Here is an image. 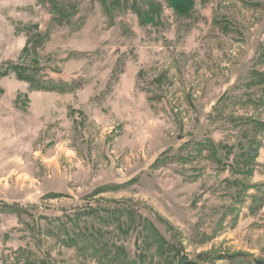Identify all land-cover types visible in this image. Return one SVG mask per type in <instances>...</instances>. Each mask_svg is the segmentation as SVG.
<instances>
[{
  "label": "rangeland",
  "instance_id": "374dc122",
  "mask_svg": "<svg viewBox=\"0 0 264 264\" xmlns=\"http://www.w3.org/2000/svg\"><path fill=\"white\" fill-rule=\"evenodd\" d=\"M58 1L0 0V264L135 262L142 220L201 264L264 260V0L155 26Z\"/></svg>",
  "mask_w": 264,
  "mask_h": 264
},
{
  "label": "trees",
  "instance_id": "16d2710c",
  "mask_svg": "<svg viewBox=\"0 0 264 264\" xmlns=\"http://www.w3.org/2000/svg\"><path fill=\"white\" fill-rule=\"evenodd\" d=\"M43 6H46L49 9L50 14L57 18L56 22L61 23L62 21H67V19L72 18L74 15V6L63 5L58 0H39ZM101 5L102 8L111 19H113L117 12L124 13L125 11H132L137 15L139 22L143 26L152 25L155 26L160 23V18L164 12V5H166L174 12L178 17L188 16L192 14L195 10L196 0H96ZM59 20V21H58ZM264 61V53L261 55ZM264 78V77H263ZM261 82V83H260ZM260 85L264 83V79L259 80ZM48 90H55L53 87H47ZM259 127L264 130V123H260ZM214 148V147H213ZM213 150V149H212ZM214 151V150H213ZM258 157V148L253 146H248L242 150L241 155L239 156L241 162L240 173L244 175H252L253 170L250 169L252 163ZM125 212V211H124ZM128 218H132V214L127 212ZM113 219H118L120 227L131 226L126 225L125 222H122L121 216L112 217ZM132 220V219H131ZM141 228V238H142V254L139 256V259L135 262L124 261L119 263L121 251L118 250V255L109 259L111 264H155L153 259L154 255L159 256L162 260L158 261L157 264H201L197 261H192L189 258L181 255L176 246L170 242H166L155 227L150 225L146 220H142ZM124 231V229H121ZM96 252H99L97 250ZM242 261H239L244 264H264L263 259L255 258H246V256L239 255ZM118 257V258H117ZM234 259V258H232ZM36 264V263H28ZM45 264V263H41Z\"/></svg>",
  "mask_w": 264,
  "mask_h": 264
}]
</instances>
